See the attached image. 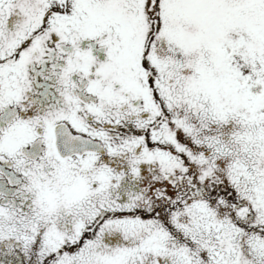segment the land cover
Masks as SVG:
<instances>
[{"label": "snow or ice", "instance_id": "snow-or-ice-1", "mask_svg": "<svg viewBox=\"0 0 264 264\" xmlns=\"http://www.w3.org/2000/svg\"><path fill=\"white\" fill-rule=\"evenodd\" d=\"M0 264H264V0H0Z\"/></svg>", "mask_w": 264, "mask_h": 264}]
</instances>
